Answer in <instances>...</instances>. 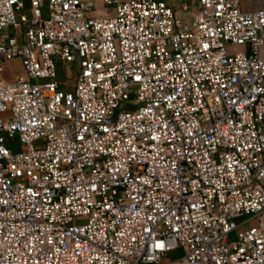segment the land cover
Wrapping results in <instances>:
<instances>
[{"label": "built area", "instance_id": "built-area-1", "mask_svg": "<svg viewBox=\"0 0 264 264\" xmlns=\"http://www.w3.org/2000/svg\"><path fill=\"white\" fill-rule=\"evenodd\" d=\"M249 1L0 0V264H264Z\"/></svg>", "mask_w": 264, "mask_h": 264}, {"label": "crops", "instance_id": "crops-1", "mask_svg": "<svg viewBox=\"0 0 264 264\" xmlns=\"http://www.w3.org/2000/svg\"><path fill=\"white\" fill-rule=\"evenodd\" d=\"M162 1H164L167 5H169L177 13L181 12L180 8L182 6H184V5L188 6V5L191 4V3H188L189 0H162ZM94 2H95V9H94V12H93L94 14L103 15L104 13H107L105 10H103L101 8H98V6L100 7V5H101L100 0H94ZM11 68L13 69V72H16V71L20 70V67H19V64H18V60H16V59L13 60V65H11Z\"/></svg>", "mask_w": 264, "mask_h": 264}, {"label": "rangeland", "instance_id": "rangeland-1", "mask_svg": "<svg viewBox=\"0 0 264 264\" xmlns=\"http://www.w3.org/2000/svg\"><path fill=\"white\" fill-rule=\"evenodd\" d=\"M194 0H189L188 3H191L193 2ZM259 3H262L264 4V0H258V2H254L253 4H259ZM192 4V3H191ZM99 5V4H98ZM250 5V1L249 0H240V6L242 8L244 7H248ZM98 8H101L105 11H108V9L104 8L102 5H100V7L98 6ZM240 47L239 46H236V49L235 50H239ZM11 65H13V61L10 62V63H6L4 64V71L2 72V77L4 79H8L11 77L12 73H13V69L11 68ZM73 84V79H69L68 80V85H67V88H70V86H72Z\"/></svg>", "mask_w": 264, "mask_h": 264}, {"label": "trees", "instance_id": "trees-1", "mask_svg": "<svg viewBox=\"0 0 264 264\" xmlns=\"http://www.w3.org/2000/svg\"><path fill=\"white\" fill-rule=\"evenodd\" d=\"M12 149L14 150L15 148H12ZM174 256H175V253H174V252L168 254V257H170V258H172V257H174Z\"/></svg>", "mask_w": 264, "mask_h": 264}]
</instances>
